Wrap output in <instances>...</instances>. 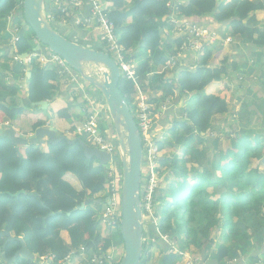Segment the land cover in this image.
I'll return each mask as SVG.
<instances>
[{"label": "trees", "instance_id": "trees-1", "mask_svg": "<svg viewBox=\"0 0 264 264\" xmlns=\"http://www.w3.org/2000/svg\"><path fill=\"white\" fill-rule=\"evenodd\" d=\"M103 1L102 12L114 26L124 60L133 62L136 58L145 57L136 62V80L121 75L118 83L131 112L135 113L134 95L138 90L153 93L151 102L156 107L164 99L175 96L176 92L177 100L185 99L192 105L181 108L182 116L172 120L162 139L154 137L157 150L166 146L173 149L181 147L183 155L188 154L198 165L186 167L192 159L184 160L175 152L156 159L166 167L164 171L169 176L165 175V185L156 187L152 194L153 206L158 204L154 207L153 216L158 217L157 230L149 229L148 232L152 233L161 252L154 264H176L190 246L203 254L214 248V257L220 264H228V260L235 258L236 250L241 253L251 251L252 261H260L264 258V173L249 170L248 166L252 158L260 157L264 138L259 134H242L234 138L235 150L227 149L225 155L219 151L214 159L206 155L209 141L205 135L212 129L213 117L228 111L227 100L220 94L222 88L218 92L214 87L224 77L235 73L236 64L227 57L218 62L217 54L205 48L192 70L180 67L175 78H167L172 67L166 65L171 58L178 59L182 39L170 43L163 34L165 29H172L169 21L173 18L197 25L216 22L224 24L231 36H242L254 44L264 45V30L259 27L256 13L264 9V3L262 0ZM51 3L52 0L45 1L46 10ZM11 14L20 17L18 24H23L16 30L13 46L4 47L3 57L13 60V55L41 53L44 46L36 41L32 29L24 21L22 0H0V30L5 27V18ZM61 19L62 13L58 12L55 20L59 22ZM8 37V33L0 35V42L6 43ZM36 46H40L39 49ZM91 47L108 52L105 43ZM0 67L7 69L8 64L0 61ZM49 67L38 58H32L26 65L14 61L7 74L0 68V122L3 118L14 121L23 113L19 105L20 98L24 100V97L27 104L45 100L50 103L53 115L69 119L68 111L56 104L59 75ZM26 71L30 72L29 77ZM19 79L27 83L23 97L17 84ZM158 92L160 94L156 95ZM108 123L113 134L109 118ZM158 124L154 125V130L159 128ZM39 126L42 124L37 122L32 127L36 129ZM72 138L86 142L81 136ZM143 145V161L146 163L145 141ZM198 145H201L200 149ZM223 158L228 159L221 162ZM216 171L219 172L217 176L214 174ZM148 179L149 175H143V188ZM106 185L105 165L100 166L96 159L87 158L78 141L71 144L62 140L55 145L45 142L43 146L39 142L17 145L7 136H0V230H6L14 237L6 242V238L0 236V247L5 245L0 250V264H39L41 259H50L51 264H58L64 258L69 259L72 251L80 250H84L86 255L88 252L111 255V264H117L123 250L118 227L109 229L107 235H101L97 231L96 213L91 203L80 207L88 199L91 202L105 199L109 194ZM208 188H211L210 192ZM20 190L25 192L15 196ZM143 223L145 230V220ZM62 230L68 232L67 244L60 236ZM215 230L221 231L218 237L223 242L216 241ZM16 237L23 239L34 254L33 260L18 255L15 260L6 262L1 257L2 253L6 258L14 256L21 246ZM143 237L139 264H150L152 242L146 236V230ZM173 243L178 250H173ZM75 258L70 260L73 264Z\"/></svg>", "mask_w": 264, "mask_h": 264}, {"label": "rangeland", "instance_id": "rangeland-1", "mask_svg": "<svg viewBox=\"0 0 264 264\" xmlns=\"http://www.w3.org/2000/svg\"><path fill=\"white\" fill-rule=\"evenodd\" d=\"M60 2L61 0H52L51 5H48V10L45 9L46 17L56 26V28L59 31H61L64 35L68 36L67 37L68 39L75 41L78 40L81 41L80 43L82 44L86 43L91 46L95 44L100 45L101 43L99 42V35L102 29L97 30L96 28H94V26L90 25L91 23H89L88 21L85 22V18L82 19L80 16L81 13H74L76 15V18L71 16L69 13L67 15L68 17L63 18V20L61 19L59 22L55 20V16L58 14V12H60L58 8V6H60ZM94 2L99 3L98 9L102 11L104 1L95 0ZM262 2L264 3V0H262ZM98 9L97 7H95L93 11L99 14ZM256 13L259 19L258 20L259 27L262 30H264V9L259 10ZM97 18L98 15L96 16V19ZM20 19H21L20 17L14 14L7 16L5 18L6 20L5 27L2 30H0V35L4 33L9 34L6 43L0 42V50H2L0 52V61L2 63L9 64L10 61L13 63L14 61L18 63L21 62L24 63L25 60V65H26L27 63L30 62L27 61L28 60L27 56L22 57L20 55L19 57H16L15 55H13L12 59L14 61L10 60L9 57H3L4 47L9 45L13 46L14 41L16 40V30L20 27V24H23V22L18 24ZM14 20H18L16 21L15 25H13ZM170 21L169 23L172 25L171 32L170 31H167L166 33L164 32L163 38L170 43H173L178 39H182V43L188 42V44L184 48L185 50H183L179 54V58L177 59L178 65L177 66L173 65L172 68H169V71L167 72V76H166L167 78L170 79L175 78V76L179 72L178 68L180 67L192 70L199 63L205 48H210L214 54H217L218 62L223 57H227L230 62H234L236 64L235 73H233V75H231L230 77L223 76L224 77L223 81L218 82L214 87V89L218 92L222 88V92L220 94L221 96H224V98L227 100L228 111L225 114L216 115L215 117H213L212 127H211L212 129L209 132H207L205 135V137H207L209 141L208 145L210 146V148L208 146V148L206 149V155L210 159H214V155L216 154L218 155L219 151H221V154L225 155L224 151H226L227 149L235 150L233 149L234 138L242 134H247L249 136H253V134H259L261 138H264V45L254 44L253 42H251L248 39H245L242 36L241 37L236 35L231 36L228 34L229 29H227L224 24L210 22L207 25H198L205 30V35H208V38L205 36L206 38H203L201 40L202 43H200V45H196L195 48L191 49L190 45L194 41H196L194 35H191L190 31H187L188 29L187 26L184 29H180L181 25L186 23L182 19L175 20L173 18ZM43 49L46 50L45 47ZM110 55L113 57L112 54ZM30 58L32 60V56H30ZM143 58L145 57L141 56L139 58H136L133 61L134 65H136V62L139 63L140 61H142ZM0 68L1 70L5 71L6 74L7 72L9 73V71L5 69V67L4 68L0 67ZM86 68L89 72L97 74L96 68L93 65H86ZM62 79L63 78L59 76L56 84H59ZM79 80L81 81L82 84L81 88L77 85L66 83L65 86L62 87V89L64 92L68 93L67 95H71V97L76 100V104H81L80 106L81 114L85 116L88 111H90L94 106H96V104H100V108L102 106V109L105 112V105L103 99L101 98V96H99L98 92L95 89H93L94 87L83 81L80 78V76H79ZM17 84H19L20 92L22 95L21 97H23L24 89H25L24 80L19 79ZM68 90L71 91L68 92ZM146 93H148L149 96L152 95L150 91ZM137 94L138 93L134 95V103L137 102L136 99ZM159 94H160L159 92L156 93V95ZM176 97H177V92L175 93V96L168 99L167 102H170L172 100L171 108L169 110L163 109L161 111L159 115L160 118L158 121L159 128L156 129L154 134L151 136L150 141H148L149 143L154 145L155 143L154 137L157 139L160 138L162 139L164 132L170 127L172 120L178 119L179 117L182 116L183 113L181 109L182 107L188 108L192 106L188 100L186 101L185 99L177 100ZM79 99H81V101H78ZM84 100L85 102H82ZM30 105L32 104H25L23 102H20L19 107L23 108V113L14 121H10L7 119L4 120L3 118V120L0 122V126L17 127V130L20 131L18 133V131L16 130L17 133L24 136V122H25L24 119H26V121L29 120V118H27L28 115L26 118H24L25 112L36 111L38 113V110L41 111V109L38 106L37 107L34 106L35 108H30L29 107ZM95 112L98 114V116H100L98 110H95ZM51 114L53 115L52 112ZM39 115L42 117V119L37 121H39L42 125H44L45 123L43 122L47 121L48 119L47 117H44L46 115L43 114V112L42 113L39 112ZM82 123L83 122H81L79 125L76 126H80ZM18 126H20V128H18ZM81 137L85 138V136H81ZM197 148L200 149L201 145H198ZM172 152H175L178 157H182V159L184 160H186L187 158L192 159V157L188 156V154L183 155V151L181 147L178 149L177 148L173 149L169 146H166L164 149L159 150L157 155L155 156V164H149L153 168L152 174L150 173V175L152 176V179L155 180V186L157 188L158 187L160 188L165 185L166 183L165 175L169 176V174L165 172L166 167H162L156 161V159L158 160L161 156L164 155H170ZM263 158H264V146L262 147V150L260 152V157L252 158L250 160L248 169L249 170L256 169L257 171L264 173V162H262ZM227 159L228 158H223L221 162H225V160ZM196 163L197 162L192 159V161L187 162L186 167L198 166ZM149 172L150 171L148 167L146 168L144 167V175H149ZM195 174L196 173H194L193 176H195ZM214 174L217 176L219 172L216 171ZM145 187L146 188L143 189L142 193H145L147 186ZM208 191L210 192L211 188H208ZM157 205L155 204L156 207ZM155 206H153V209L150 210L149 214H146L143 217L146 226L145 227L146 236L152 242L151 244L152 258L150 260V264H154V260L156 258L159 259L161 255V252L156 247V241L152 237V233L148 232L149 229L157 230L156 222L158 220V217L157 218L153 217ZM218 233H221V231L219 230V232H217L215 230L213 232V235L216 237V241L223 242V240L218 237ZM165 239L167 238L165 237ZM173 245H174L173 250L174 251L178 250L177 246L174 243ZM214 253H215L214 248H211L209 252L207 251L204 252L203 254L199 250L195 249L194 246H190L183 251V255H181V258L176 261V264H188V262L189 264H220V262H218L214 257ZM236 255L237 256L235 258L228 260V264H264V258L254 263L250 258L252 255L251 251L246 253H241L238 250H236ZM259 256L260 255H258V257ZM38 263L45 264L46 262L44 259H41V261H39ZM59 264H62V262ZM80 264H85V262H81ZM225 264H227V262Z\"/></svg>", "mask_w": 264, "mask_h": 264}, {"label": "water", "instance_id": "water-1", "mask_svg": "<svg viewBox=\"0 0 264 264\" xmlns=\"http://www.w3.org/2000/svg\"><path fill=\"white\" fill-rule=\"evenodd\" d=\"M22 12L24 21L32 29L36 41L48 51L60 56L83 81L94 87L103 99L104 115L106 114L110 120L121 164L118 231L123 243V250L117 264H139L143 254L144 240L141 204L143 140L133 113L118 89L121 76L119 65L108 52L81 44L61 34L45 15V0H22ZM21 32L22 30H20ZM39 47L36 46V49ZM21 56L26 57L27 53ZM86 65H93L97 74L89 72ZM27 76H30V72H27ZM32 105L38 106L47 116L50 121L48 126H39L34 129L33 133L24 136L18 134L13 127L0 128V136H7L17 145H26L29 142H39L40 144L49 142L55 145L62 140L72 144L78 141L87 158L96 159L100 166H104L110 161L108 152L93 147L80 138H69L65 134H58L57 129L52 125L50 114L47 112V101H37ZM24 192V190H20L14 195L18 196ZM80 207H84V204H81ZM0 236L5 237L6 242L14 239L6 230H0ZM15 239L21 243V246L14 256L6 258L2 253L1 257L6 262L15 260L18 255L33 260L34 254L28 250L23 239L21 237ZM4 246L2 245L0 250Z\"/></svg>", "mask_w": 264, "mask_h": 264}, {"label": "built area", "instance_id": "built-area-1", "mask_svg": "<svg viewBox=\"0 0 264 264\" xmlns=\"http://www.w3.org/2000/svg\"><path fill=\"white\" fill-rule=\"evenodd\" d=\"M95 0H70V2H60V6H58L60 13H62L63 18H67L70 13L71 16L76 18L74 13H81V18H85V22L91 23V26H94L97 30L102 29L99 35V42L106 44V49L109 53H113L116 57L114 59L117 61L120 74L126 77L127 79L136 80L135 76V65L131 60H124V55L122 54V47L118 44L117 36L114 34V26L112 22L108 20L105 14L98 9V2H94ZM178 1V0H173ZM180 1V0H179ZM178 3V2H177ZM97 7L98 13H95L93 9ZM69 15V16H70ZM98 18L96 19V16ZM175 20H179L174 18ZM172 20V19H171ZM171 22V21H170ZM188 27L187 31H190L191 35H194L196 41H194L190 48L193 49L196 45H200L201 40L203 38H208V35H205V30L196 24L186 23L181 25L180 29H184ZM206 36V37H205ZM78 42V40H76ZM81 42V41H80ZM188 42H183L179 47V54L185 50L184 48L187 46ZM84 45H88L84 43ZM91 46V45H88ZM30 56L32 58H38V60L46 66H50L49 68L55 69L58 75L63 78L62 80L66 83H71L74 85L82 87L81 81L79 80V75L69 67L65 61L55 53L50 51L43 50L41 53H32ZM30 56L28 57V62L31 61ZM25 63V60H24ZM177 60L176 57L171 58L168 61L171 66L176 65ZM139 88V86L137 85ZM137 102L134 103L135 113L133 114L140 134L142 136V140L145 141V149L147 151V160L148 162L144 163L142 168V177L144 175V167H148L149 169V179L147 181V189L145 193H142L143 188L141 185V204H142V214L143 217L146 214L150 213V210L153 209L152 202V194L156 188L155 180L152 179V166L149 164H155V156L158 151L157 146L148 141H150L151 136L154 134L156 130L153 129L154 125H156L160 118V113L163 109L169 110L171 108V103L167 102L168 99H164L161 104L156 107V105L151 102V96L148 93L143 92L141 90L137 91ZM95 108L86 113L85 119L80 126H76L72 131V134L75 136H85L86 141L89 145L96 147L102 151L108 152L110 154V161L105 165L106 168V176H107V187L109 189V194L107 197L108 203L104 208L103 212L99 216V223L103 224L107 230L116 229L119 225V200H120V187H121V164L120 158L117 152V144L115 142L116 138H114L111 130L107 128L102 122L100 116L95 112ZM157 122H156V121ZM0 128H6L1 127ZM154 140V139H153ZM144 150V145H143ZM144 153V152H143ZM144 160V157H143ZM143 195V196H142ZM143 200V203H142ZM145 211V215H144ZM52 257V256H51ZM67 260V258H64ZM111 256H102L96 253L91 254L85 264H111ZM189 264V262H188Z\"/></svg>", "mask_w": 264, "mask_h": 264}, {"label": "crops", "instance_id": "crops-1", "mask_svg": "<svg viewBox=\"0 0 264 264\" xmlns=\"http://www.w3.org/2000/svg\"><path fill=\"white\" fill-rule=\"evenodd\" d=\"M167 31H170L171 32V29H165V33ZM8 64V63H7ZM8 67L11 68L13 67V62H10L8 64ZM7 67V70L9 71V68ZM17 68H19L18 66H16ZM6 69V68H5ZM26 75H27V72H26ZM59 77V76H58ZM25 84V89H24V94L26 95V92H27V83L24 82ZM66 82H63L61 80V82L58 84V89H59V93H57V97L55 100H58L56 101V104L60 107V109L62 110H67L68 111V115H69V119H66V118H60L56 115H52L51 114V105L49 102L48 103V107H47V112L48 114H50V117H51V122H52V125L54 126V128L57 129V133L58 134H65L67 135L69 138H72L74 137L75 135L72 134V131L74 130V128L76 127V125H79L81 122L84 121L85 119V116L81 114L80 112V106L81 104H76V100L74 98L71 97V95H67L68 93L64 92L62 87L65 86ZM71 90H68V92H70ZM23 99H20V102H23L25 104L26 101H25V97H24V100L22 101ZM184 100V99H183ZM78 101H81V99H79ZM71 102V103H69ZM30 108H35L33 105H30L29 106ZM37 107V106H36ZM25 108V107H24ZM79 108V109H78ZM96 109L98 110V112L100 113V117L101 118V122L107 127L110 129V124L108 123V118L106 116V114L104 115V111L102 109V106L100 108V104H96V106L93 107V109ZM92 110V109H91ZM90 110V111H91ZM39 112L42 113V111L38 110V113L36 111H26L25 114H24V118L28 117L29 120L24 122V135L25 134H31L34 132V129H33V124L39 122L37 120H40L42 119V117L39 115ZM44 116V115H43ZM44 117H47V116H44ZM48 119V118H47ZM49 119L43 123H45L44 125H42L43 127H46L49 125ZM79 123V124H78ZM14 125V123H13ZM16 126V124H15ZM21 126V125H20ZM20 126H18V128H20ZM11 127V126H10ZM13 128H16L15 130H17V127H14ZM18 133L20 132L19 130H17ZM16 131V132H17ZM23 132V131H22ZM83 139L86 141V138L83 137ZM86 143H88L86 141ZM89 144V143H88ZM44 145V144H43ZM73 179V178H72ZM74 181V179L72 180ZM107 197L108 195L105 197V199L101 200V199H96V200H93V202H91L89 199L86 200L83 204L84 206L87 204V203H91L90 206L92 207L93 211L96 213V220H97V231L101 234V235H107L108 234V231L107 228L103 225V224H100L99 223V216L101 215V213L103 212L104 208L106 207L107 203H108V200H107ZM99 200V201H97ZM60 236L62 238V240L67 244L69 243V235H68V232L66 230H62L60 232ZM113 243V242H112ZM92 254V252H88V255H86L84 253V250H80L79 252H76V251H72L71 253V257L70 258H75L76 256H79V257H76L75 260L76 262L74 264H80L81 262H85L87 260V258ZM68 259L67 260H63L61 261L62 264L66 263L68 264H73L70 260L71 259ZM45 264H51V260L50 259H46L45 260ZM59 262V263H61ZM64 262V263H63ZM58 263V264H59Z\"/></svg>", "mask_w": 264, "mask_h": 264}, {"label": "bare ground", "instance_id": "bare-ground-1", "mask_svg": "<svg viewBox=\"0 0 264 264\" xmlns=\"http://www.w3.org/2000/svg\"><path fill=\"white\" fill-rule=\"evenodd\" d=\"M250 46H251V45H250ZM104 47H105V46H104ZM233 70H234V69H233ZM120 79H121V78H120ZM171 101H172V100H171ZM82 102H83V101H82ZM78 124H79V123H78ZM161 136H162V135H161ZM161 178H162V177H161ZM145 188H146V187H145ZM108 192H109V191H108ZM152 196H153V195H152ZM142 203H143V202H142ZM145 227H146V226H145ZM74 237H75V236H74ZM180 245H181V244H180ZM189 245H190V244H189ZM170 256H171V255H170ZM220 257H221V256H220ZM169 258H170V257H169ZM169 258H168V259H169ZM173 258H174V257H173ZM70 259H71V258H70ZM168 259H167V260H168ZM169 260H170V259H169ZM173 260H174V259H173ZM64 264H65V263H64Z\"/></svg>", "mask_w": 264, "mask_h": 264}]
</instances>
